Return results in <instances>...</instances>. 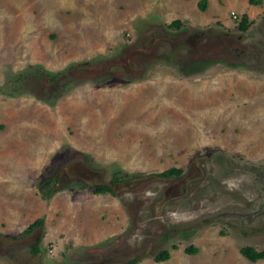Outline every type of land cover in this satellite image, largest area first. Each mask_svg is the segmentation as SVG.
Segmentation results:
<instances>
[{
  "label": "rangeland",
  "instance_id": "374dc122",
  "mask_svg": "<svg viewBox=\"0 0 264 264\" xmlns=\"http://www.w3.org/2000/svg\"><path fill=\"white\" fill-rule=\"evenodd\" d=\"M198 2L0 0V264H264V0Z\"/></svg>",
  "mask_w": 264,
  "mask_h": 264
},
{
  "label": "trees",
  "instance_id": "16d2710c",
  "mask_svg": "<svg viewBox=\"0 0 264 264\" xmlns=\"http://www.w3.org/2000/svg\"><path fill=\"white\" fill-rule=\"evenodd\" d=\"M249 2L253 3V4H260L262 2V0H249ZM206 3H207V0H199V2H198L199 8L201 10H204L206 8ZM168 25L178 27V26L182 25V20L179 18H175L172 21H170L168 23ZM248 26H249L248 17L246 14H242L240 16L239 21H238V27L240 28V30L244 31L248 28ZM80 64L84 65V63H82V62H80L79 65ZM73 66H76V64L74 65V63H70L66 69L69 70V69L73 68ZM35 67H36V70L31 68V69H29V71H33L32 72L33 73L32 78H37L38 80H40L42 78V76L46 73V71L43 70L40 66H35ZM109 71H110V68L108 69V72ZM27 77H28L27 74H24V73L22 74L21 72L20 73L18 72V74L15 77H12L13 79H11V80H12V83H14V82L22 83V80L26 79ZM49 79L51 81L58 79L57 74H52L51 77H49ZM72 81L73 80L65 81V83L63 85H61V87H59V86L57 87V90H58V88H61L62 90L68 88L69 84L73 83ZM116 173L117 172L114 173V180L117 182V181H120L121 178H119ZM181 173H182V169L180 167L170 166L169 168L161 171V174H159V175L164 176V177H171V176H178ZM79 180L80 179L78 178L75 181L80 182ZM57 181H58V175H56V173H54V172L49 171V172H47L46 176L41 180V182L39 184L40 189L48 188L49 192H48L47 196H49V195L55 193L56 191H58V189L60 188V186L57 185V183H56ZM90 187H91L93 192L100 193V192H105V191H109V190L112 191L114 189V184L109 185L106 183L97 182V183H94L93 185H90ZM42 222H43L42 218L35 219L26 228H24V231H29L31 228L35 227L36 225L42 224ZM29 249L32 253H37L40 251V247H39L38 243L31 244L29 246ZM186 250L193 252L196 250V248L193 246H190V247H186ZM240 252L245 257H247L249 260H252V261L264 258V249L257 250L253 246L243 245L240 247ZM138 257L139 256H135L133 258H130V259L124 261L122 264H136V262L139 261ZM168 257H169V251L167 249H161L155 254L154 259L158 261V260L167 259Z\"/></svg>",
  "mask_w": 264,
  "mask_h": 264
},
{
  "label": "built area",
  "instance_id": "2783aa9c",
  "mask_svg": "<svg viewBox=\"0 0 264 264\" xmlns=\"http://www.w3.org/2000/svg\"><path fill=\"white\" fill-rule=\"evenodd\" d=\"M231 13L233 14L234 17H236V14L234 13V11H231Z\"/></svg>",
  "mask_w": 264,
  "mask_h": 264
},
{
  "label": "flooded vegetation",
  "instance_id": "af4514ba",
  "mask_svg": "<svg viewBox=\"0 0 264 264\" xmlns=\"http://www.w3.org/2000/svg\"><path fill=\"white\" fill-rule=\"evenodd\" d=\"M82 181H83V178H80ZM96 183V182H95ZM32 254H35V253H32Z\"/></svg>",
  "mask_w": 264,
  "mask_h": 264
},
{
  "label": "crops",
  "instance_id": "0c3cea01",
  "mask_svg": "<svg viewBox=\"0 0 264 264\" xmlns=\"http://www.w3.org/2000/svg\"><path fill=\"white\" fill-rule=\"evenodd\" d=\"M227 5H228V3H227Z\"/></svg>",
  "mask_w": 264,
  "mask_h": 264
}]
</instances>
